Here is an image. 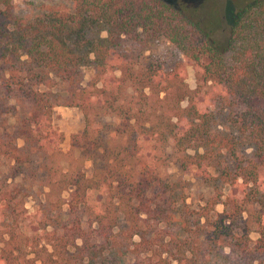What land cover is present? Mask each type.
Listing matches in <instances>:
<instances>
[{"label": "trees", "instance_id": "obj_1", "mask_svg": "<svg viewBox=\"0 0 264 264\" xmlns=\"http://www.w3.org/2000/svg\"><path fill=\"white\" fill-rule=\"evenodd\" d=\"M65 1L69 12L23 19L0 0V160L18 180H0V264H264V0L237 4L222 43L214 13ZM161 40L179 59L141 64ZM56 106L83 117L66 153ZM105 116L115 125L94 128ZM146 140L171 141L215 196L186 205Z\"/></svg>", "mask_w": 264, "mask_h": 264}, {"label": "rangeland", "instance_id": "obj_2", "mask_svg": "<svg viewBox=\"0 0 264 264\" xmlns=\"http://www.w3.org/2000/svg\"><path fill=\"white\" fill-rule=\"evenodd\" d=\"M169 4L177 7L186 8L191 10L196 16V19L203 21L206 14L209 12L215 14L218 20V26L215 28L212 38L218 43H222L226 36L228 26L231 21L232 14L236 9L237 4L243 3L247 0H164ZM13 11L16 16L23 19H32L40 16L42 13L55 10L60 12H69L72 7L71 4L65 0H12ZM179 59L174 49L164 41L152 46L149 50L145 51L142 58L139 59L141 64L150 62H160L167 66H171L175 60ZM185 83L189 89L195 86L194 73L191 65L186 63L185 66ZM92 71L88 68L83 69L82 85L90 82ZM185 106V102L181 103ZM117 120L113 117H103L99 123L93 125L94 128L108 130ZM52 125L63 134V141L60 144L61 151L66 153L69 150V137L77 133L83 128V117L78 109L56 106L52 111ZM20 144V142H19ZM155 145L152 141H144L143 148ZM157 147L155 155L159 157L157 162V174L162 183H174L175 191L178 195L185 198L184 202L190 208L195 209L197 206L202 205L204 201L212 199L215 196L213 189L197 179L194 169L182 170L178 165V160L172 151V143L168 141L163 146L160 144ZM189 154L193 152L188 150ZM65 165V164H63ZM9 166L0 160V180L6 179L9 185H15L17 182H11L9 179ZM82 170L86 177H89L92 172V164L87 161L84 162ZM222 191H227V188H222ZM65 195V194H64ZM24 209L28 214L36 211V204L32 199H27L24 202ZM216 211H220L221 206L215 207ZM26 229L22 228L23 232L29 234ZM32 228L31 230H33ZM30 230V229H29ZM252 238L256 237L254 234Z\"/></svg>", "mask_w": 264, "mask_h": 264}]
</instances>
